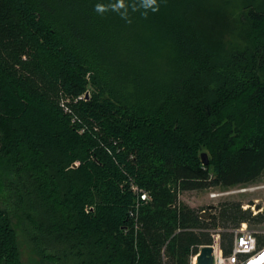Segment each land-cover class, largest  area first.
I'll return each instance as SVG.
<instances>
[{"label": "trees", "instance_id": "trees-1", "mask_svg": "<svg viewBox=\"0 0 264 264\" xmlns=\"http://www.w3.org/2000/svg\"><path fill=\"white\" fill-rule=\"evenodd\" d=\"M111 2L0 0V264H24L18 228L51 264H191L209 229L264 223L239 202L221 221L180 202L264 175V0L243 4V45L223 40L225 4L158 0L128 22L95 11ZM139 24L153 38L125 61L116 31ZM166 45L163 75L146 57Z\"/></svg>", "mask_w": 264, "mask_h": 264}, {"label": "rangeland", "instance_id": "rangeland-1", "mask_svg": "<svg viewBox=\"0 0 264 264\" xmlns=\"http://www.w3.org/2000/svg\"><path fill=\"white\" fill-rule=\"evenodd\" d=\"M208 5H214L215 7H220L225 4V7L230 12L232 19L228 27L225 30H222L224 34L223 40L225 42L230 41L232 44H239L243 45L240 32V26L236 25L239 23L238 16L243 8V4L247 0H204ZM206 15V14H205ZM202 12L200 13L201 18H199L198 23L201 24L203 29L206 28L207 33H214V29L209 28V21L208 18ZM197 17V16H196ZM138 28H130L129 30L124 28L116 31L119 33L117 38L118 43H116L122 49V58L126 61L131 52L133 53V46H135V42L141 38L152 40L153 33L147 30L142 24L138 25ZM216 32V30H215ZM115 33V32H114ZM215 38V34H213ZM167 46V45H166ZM131 47V50H130ZM171 49V45L164 48L163 51L159 52L158 55L149 53L146 57V63L149 66H154V70L158 71L159 73L163 74L169 72V58H171V54L168 55V50ZM130 50V51H128ZM129 60V59H128ZM100 81L101 85L104 87V80L106 75L104 73L101 74ZM88 80H91V73L87 75ZM133 91V87L130 86L129 83L124 85V82L121 85L116 84L114 88V92L116 94H120L119 96H129ZM93 92V88L90 86L88 89V97L91 96ZM108 93V92H107ZM87 98V96H86ZM253 188L248 192H232L236 190H240L241 188ZM214 194H218L216 197H213ZM180 202L186 204L192 208L203 209L206 217L209 218L210 216H217L218 220L221 221V218L218 216L220 211L224 207L226 203H233L239 202L241 203V207L247 204L256 205V208H260L264 206V175L260 177V179L254 183L246 184V185H239L233 188L225 189V188H207L204 190H192V191H185L180 195ZM243 209V207H242ZM244 210V209H243ZM247 210L252 211V209L248 208ZM253 214V213H252ZM210 220V219H209ZM252 229L262 230L264 226L262 224L253 225L251 224ZM235 227H228V228H211L209 231L213 232V230H218L220 233L226 232L229 234H233V230ZM18 238L21 247V254L22 260L24 264H51L44 260L34 253L33 245L30 242L27 233L23 230V228H18Z\"/></svg>", "mask_w": 264, "mask_h": 264}, {"label": "built area", "instance_id": "built-area-1", "mask_svg": "<svg viewBox=\"0 0 264 264\" xmlns=\"http://www.w3.org/2000/svg\"><path fill=\"white\" fill-rule=\"evenodd\" d=\"M135 190H138L135 188ZM253 188H241L240 190L232 192H248ZM218 194H214L216 197ZM141 200L146 201L149 195L145 191H140ZM139 206H137L138 208ZM244 210L252 209L254 216L264 211V206L256 208V205H244ZM131 216L137 219L136 212L132 211ZM264 226V223L262 224ZM234 238L230 252L226 253L221 245V233L218 230H213L212 238L213 243L211 246L214 248L213 264H264V229H252L247 222H243L239 227L233 230ZM201 249V248H200ZM199 252L192 256L191 264L196 263V256Z\"/></svg>", "mask_w": 264, "mask_h": 264}, {"label": "clouds", "instance_id": "clouds-1", "mask_svg": "<svg viewBox=\"0 0 264 264\" xmlns=\"http://www.w3.org/2000/svg\"><path fill=\"white\" fill-rule=\"evenodd\" d=\"M136 11L143 9L144 14L151 10L152 12L159 11L158 0H114V2L95 5V11L98 14H103L106 11H114L121 16L122 19L128 21L129 10ZM130 22V21H128Z\"/></svg>", "mask_w": 264, "mask_h": 264}, {"label": "water", "instance_id": "water-1", "mask_svg": "<svg viewBox=\"0 0 264 264\" xmlns=\"http://www.w3.org/2000/svg\"><path fill=\"white\" fill-rule=\"evenodd\" d=\"M87 98L88 94L86 95ZM202 162L204 165L209 164V157L206 152L201 154ZM214 248L211 245H204L201 247L199 254L196 256V263L197 264H213L214 257H213Z\"/></svg>", "mask_w": 264, "mask_h": 264}]
</instances>
